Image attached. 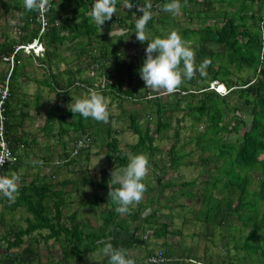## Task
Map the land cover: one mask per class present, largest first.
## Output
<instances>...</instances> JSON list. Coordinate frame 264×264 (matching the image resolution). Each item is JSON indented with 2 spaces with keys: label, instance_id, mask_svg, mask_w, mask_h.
<instances>
[{
  "label": "trees",
  "instance_id": "obj_1",
  "mask_svg": "<svg viewBox=\"0 0 264 264\" xmlns=\"http://www.w3.org/2000/svg\"><path fill=\"white\" fill-rule=\"evenodd\" d=\"M192 1L196 0H180L182 15H184V18H181L163 10V6L170 0H129V2H136L138 5H144L146 2L151 3L152 18L147 24L152 27L149 37L151 35L153 38L163 37L160 27H163L164 33L167 34L176 31L185 45L194 51L195 65L198 66L205 60L209 61L203 74L196 72L192 79L184 80L178 91L168 94V97H172L168 101L163 100V95L144 88L145 82L140 78L138 70L146 57L145 49L150 41L140 43L136 40L135 21L142 13L127 8L124 0H119L116 5V15L105 23L103 29L97 27L90 20L89 13L93 0H50V8L44 14L47 20L46 27L41 34L37 11L25 10L23 0H0V64L6 65V69L1 68L0 70V84L8 74L6 58L11 55H14L15 58V64L9 73V96L4 102V114L6 115L4 136L9 146L18 149L20 153L29 146L34 153H37L34 148H38L40 145L38 132H33L29 137L28 133L23 135L18 130L19 123L13 121L16 116L14 100L19 99V102L24 103L25 96L17 97L18 91L23 87L22 82H24L20 79L28 71L24 61L29 64L31 60H35V63L48 75V79L45 81L50 90L65 92L72 88H94L93 90L104 97L106 95H111L112 98H115L116 95L121 98L124 96L125 99H132L136 102L145 99L151 107L148 113L133 112L129 114L130 128L138 136V139L135 143L128 144V147L133 155H145L148 152V161L153 167H158L157 162L151 156L153 150L157 148L153 144L154 133L160 134L169 126L168 113L173 105L179 106L181 101L190 99L187 101L186 108L194 117L196 124L202 120V117H206L205 128L194 137L200 154L196 160L185 161L184 153L176 148L179 142V132L176 131L167 146V162L163 168H160L159 176L157 174L154 176L163 178L167 171H175L181 165L201 164L203 179L200 180V185L203 187L198 191L197 201L205 200V218L211 220L213 217L218 227L224 224L235 225V228L240 226V231L244 227L250 226L251 232L247 235V240L239 247L246 248L255 254L258 253V258L264 260V60L260 58L261 51L264 50V38H262L261 30V24L264 23V0H202L203 10L207 12L205 15L216 11V3L238 2V6L231 12L225 11L222 17L216 14V18L212 22H206L201 26H192L193 18L189 14L193 10L189 8V3ZM251 4L255 5V8H250ZM157 8L160 9L159 16L154 14ZM14 10L19 14L12 15ZM9 12L17 21L15 36H11L6 30L10 21ZM201 14L202 12H199V16ZM157 18L160 25L154 28ZM124 24L125 26H123ZM118 27H122L126 35L119 42H113L108 33L112 28L117 29ZM146 34L148 35V32ZM36 37L43 46L42 56L26 54L22 48L15 49L18 45L30 43ZM81 38H85V42L82 43ZM64 42L69 43L70 47H74L77 43L78 47L75 46L73 52H76L78 69L74 72L68 68L64 69L63 84H61L57 81V73L53 68L57 67L58 58H60L59 51L63 49ZM97 64L100 66V73L104 74L106 78L103 84L99 82L97 86L95 85L96 87H93L95 83L94 80H91L92 77L85 78L82 73L83 70L94 69ZM110 64L114 65L113 69L120 75L117 85L112 81L114 70L109 67ZM84 66H88V68L83 69ZM243 69L249 70L245 76L240 75V71ZM125 79L130 82L127 88H123L122 81ZM214 80L218 84L226 86L228 91L221 94L216 89L210 88L209 83ZM133 82L135 85L132 84ZM106 89L109 92H106ZM67 98L71 99L70 96ZM56 107L52 106L46 109L44 130H42L45 136L61 133H74L75 136L71 139L73 145L69 151L64 146V150L59 155V162L40 157V154H37L42 158V166L47 167L51 173L64 163L68 166L77 160L76 157L84 149L79 148L78 151H73L74 142L78 138L87 134L89 136L88 147L93 141H96L97 136L102 133L103 136L106 135L104 144L108 165L100 169V179L95 181L86 179L85 182V184L90 182L96 189L102 190L91 200L96 205V212L102 221L100 224L92 225L88 216L82 220L76 211L68 215L64 214V207L72 204L74 200L64 198V196L60 197L58 195L59 188L53 185V182H46L40 184L41 191L36 202L33 203L24 194L22 199L17 197L14 203H10V207L25 204L32 217L27 218L25 227H18L12 230L10 236L9 234L3 236L7 249L20 247L25 242L24 236L30 235L29 237L33 238V234L37 232L40 235L38 238H34L37 241L41 237L45 243H48L49 240L60 243L66 263L73 259H76L78 264L81 263L84 261V257L98 244L104 245L105 243H111L114 248L125 249L129 257L133 259L129 250L134 246V239L141 228V224L138 222L141 210L130 206V212L125 215L134 222L130 228L126 224H122L124 218L115 211V205L108 201V183H111L109 173L116 166L118 168L125 166L128 163L129 155L128 152L122 150L120 140L112 130L113 116L109 115V123H104L102 132L97 121L91 118L85 119L79 114L74 116L69 109L58 111ZM25 113L28 112L23 111L21 115L24 116ZM163 113L168 115L163 117ZM142 115L148 117L144 128L139 124ZM151 115H155L154 128L150 125ZM55 122L58 123L57 130L53 129ZM241 127H243V131L240 138H237L236 141L227 140L232 133H238ZM53 133L55 134L53 135ZM65 143L63 141V145ZM20 144H23L22 148H20ZM21 159L4 165L2 176H10L8 173L12 169L16 171V168L22 163ZM213 163L215 172L211 174ZM255 167L260 170L257 175L256 189L251 188ZM195 181H183L181 185H192L195 188ZM67 182L68 180L63 183V186ZM143 183L145 182L143 181ZM57 184L60 185V183ZM170 184L171 182L167 181L162 184V187L165 188ZM145 185L147 190L144 194H150L149 191H152L154 186L151 184L148 186L146 183ZM113 187H117V185H113ZM21 189L25 190L23 193L27 192L28 185L26 184ZM208 189L211 190V193L206 196ZM50 190L53 192L48 193ZM36 191H38L37 188ZM154 198L150 197L148 200L154 202ZM213 200L216 203H213ZM212 205H215L214 210H212ZM50 207L53 209L51 214L48 212ZM154 213H156L155 210L150 215ZM112 224L117 225L119 231L132 229L131 235L114 237V232L110 227ZM44 230L47 231L46 234L42 233ZM174 233L175 231L170 229V224L167 222L162 223L153 232L155 237H166L169 234L174 235ZM176 233L181 235L179 230ZM235 247L237 246L235 245ZM157 249L162 250L165 257L162 264H166V259L170 255L165 249ZM26 250L33 253L34 248L28 246ZM154 250L156 249L146 248L147 257ZM8 257L10 255L4 258ZM16 258L17 256L8 259L13 261ZM187 258L191 262L194 260L188 256ZM97 260H99L98 263L108 264V258L104 255ZM219 264H232V262L221 260Z\"/></svg>",
  "mask_w": 264,
  "mask_h": 264
},
{
  "label": "rangeland",
  "instance_id": "obj_2",
  "mask_svg": "<svg viewBox=\"0 0 264 264\" xmlns=\"http://www.w3.org/2000/svg\"><path fill=\"white\" fill-rule=\"evenodd\" d=\"M216 5V11H212L209 13V15H205L207 12L203 10L202 0L190 2L189 8L193 9L191 12H189L190 17L193 18L192 26H201L204 25V23L206 24V22L210 23L216 18V14L222 17L225 11L231 12L233 8H236L238 6V2L229 4L228 1H225L224 3H216ZM250 8H255V5L251 4ZM159 11L160 9L157 8V10L154 11V14L159 16ZM199 12H202L201 16H199ZM9 13L10 21L6 30H8L11 36H15L17 32L15 23L17 21L11 16V12ZM18 14L19 12L16 10L12 12V15ZM176 16L184 18V15H182V9L180 14ZM158 21L159 20L157 18V23L154 24V28L160 25V22ZM123 26H125V24ZM117 29L122 30V27H118ZM151 29V26H146V32H148V36L151 34ZM160 32L163 33V37L168 35L167 33H164L165 31L163 27H160ZM122 38L123 37L120 39L119 37H114L111 40L113 42H119ZM149 38L151 39L153 36L151 35ZM84 39L85 38L80 39L82 43L85 42ZM75 46L78 47L77 43ZM74 47H70L69 43L64 42L62 45L63 49L59 51L60 58H58L57 67L53 68L54 72L57 73V78L61 84H63L62 82L64 77L62 70L64 71V69L68 68L74 72L78 69L76 52H73ZM25 52L27 53V51ZM35 52H37L36 54L39 53V55L42 53L40 52L39 47L36 48ZM24 62L26 63V69L28 70L27 72H29V76H34L35 78L48 77L47 74L43 72L41 67L35 63V60H31V63L29 64L27 61ZM97 66L99 65H95L94 69H86L88 66H84L85 68L83 67V69L86 70H83V73L81 72L85 78L92 77L91 80H94L95 83L93 87H96L99 82L103 84L104 79L106 78L104 74L100 73V66ZM109 67L113 69L114 65L110 64ZM1 68L6 69V65L0 64V70ZM248 71L249 70L247 69H243L240 71V75L245 76L247 75ZM113 72L114 77L112 78V81L115 85H117L120 75L115 72V70ZM122 82L123 88H127L130 85V82L127 79L123 80ZM132 84L135 85L134 82ZM213 86H215L214 82H210L209 87L212 88ZM90 89L93 90L94 88H72L65 92L63 90L54 91L50 90L48 86H43L37 82H34L32 79L26 80L22 90H19L17 93V97L25 96V104L23 102H19V99H15L14 103H17L16 105H19L18 103L21 105L23 104L30 112V116L26 119V124H28V130L38 132V140L40 145L38 148H34L36 149V154H40V156L52 154V158H55L56 154L50 153V149H60L61 152V150H64L65 146V148H67L69 151V148H71L73 145L71 139L74 138V133H61L56 135L53 133L54 136H45L44 131H42L44 130L43 125L45 122L47 106L52 107L56 105L57 110L65 111L68 109L67 104L71 102L72 98L75 99L85 97L89 94ZM218 89H220L221 92L228 91L227 87L225 89L219 87ZM106 92H109V90ZM55 95V102L47 99L52 98ZM68 96H70L71 99H68ZM163 97V100L170 101L172 99V97H168V95H163ZM104 98L109 114L113 116L111 120L112 130L114 133H116L117 138L120 140L122 150L124 152H128V154H131L132 152L128 147V144L135 143L138 139V136L134 134L130 128L129 114L133 112H143L144 114L148 113L151 108L150 104L147 103L145 99H141L136 102L132 99H125L124 96H122V98L118 97L117 95L115 98H112L111 95H106ZM188 100L190 99L181 101L179 106L173 105L171 107L172 109L168 113L169 115L167 113H163V117L168 115V120L170 121L169 126L160 134L154 133L155 138L153 144L156 145L157 148L153 150L151 156L157 162L158 167H153L151 164H149V172L144 179V182L148 186H150V184L151 186H154V189L149 191L150 194H143V199L139 204H133L131 206L135 209L141 210L138 221L141 224V228L137 234V237L134 239L135 245L130 248L129 252L131 253L132 250L134 251L132 256L136 258V264H149L146 260V248L165 249V251L170 255V257L166 259V264H219L221 260L231 261L232 264H264V260L258 258V253L255 254L248 251L246 248L239 247L247 240V235H249L251 232L250 226H246L242 231H240V226L235 228V225L228 226L224 224L223 226L218 227L213 217L211 220L205 218V200H203V202L197 201L199 197L198 191L203 187L200 185V180L203 179L201 174V164H194L191 166H187V164L181 165L175 171H167L164 174L165 177H158L161 173L160 168H163V165H165L167 162V146L170 144L171 138L174 136L176 131L179 132V142L176 148L177 150H181L184 153L185 161L188 159L196 160L200 154L198 149L199 147L197 146L194 137L198 134V132L205 128L204 126L206 117H202V120L196 124L194 117L190 115L188 109L186 108ZM152 107L155 108V106ZM24 111H26V109ZM147 118L148 117L146 115H142L140 118L139 124L142 128L145 127ZM97 124L101 126V129L105 126L103 122H98ZM150 125L154 128L155 115H151ZM53 127L55 130H57L58 123L55 122ZM242 129L243 127L240 128L238 133H232L227 138V140L236 141L237 138L241 137L243 131ZM102 134L97 136L96 141H93V143L82 150V156L79 155L76 157V159L79 160V163L81 164H72L73 172L67 177V184H64V186L67 188H75L67 195V198L76 200V203L68 204V206L74 207L78 217L82 220H85L88 216L92 225L100 224L102 221L98 215V212H96V205L91 202V200H93L96 195H99L102 190L96 189L90 182H87L86 184L85 182L86 179H92L93 181L100 179V169L105 168L108 165L105 158L106 149L104 144L106 135L103 136ZM63 141L66 142L64 145ZM147 154L148 152L145 153L146 157ZM85 155H87L89 158L87 161L82 158ZM70 156L73 157V155ZM37 158L38 159H36L31 164L32 168H29L31 173L28 175V177L35 180L32 183V188L34 189H40V184L48 182L47 167L42 166L41 158L39 156ZM67 168L68 170L71 169H69V167ZM214 170L215 165L213 163L211 174L215 172ZM254 170L255 172L252 176L253 183L251 188L256 189L258 179L257 175L259 174L260 170L258 167H255ZM23 172L27 173V168L24 169ZM109 174L111 177V172ZM155 174L158 176H154ZM209 179H211V176H209ZM190 180H196L195 188L192 185H181V182ZM167 181H170L171 184L165 188L162 187V184ZM28 182L29 181L26 178L25 180H22L20 177V186ZM53 185H55L57 188L63 187L64 189L63 185H58L56 182H53ZM210 193L211 190L208 189L206 196H209ZM150 197H155L154 202H150L148 200ZM31 201L33 203L35 202L34 200ZM213 203H216V201L213 200ZM214 206L215 205H212V210H214ZM16 208H18V210L14 211V209L12 211L5 212L14 214L16 221H8V219L5 221H0V257L4 258L5 256L10 255L8 258H14V256H17V258L13 259V261H11V259L4 258L0 264H78L76 259L66 263L63 258V253L61 251L62 248L59 242L55 240H49L48 243H45L41 237L38 239V241L35 240V237L38 238V236H40L37 232L33 234V238H30V235L24 236L25 242L22 243L20 247H12L7 249L6 240L3 239V236H8V234L10 236L12 234V230L17 229L18 227H25L27 222L24 218L29 215L31 216V213L25 209V206L23 207L20 205ZM72 210L73 209L64 208V214L68 215ZM154 210L156 213L150 215V213ZM48 212L50 214L53 212L52 207L48 208ZM147 216L149 217L146 218ZM122 217L124 218L123 223L128 224L129 221L130 225L133 226L134 222L130 221L131 219H129V217H126L125 215H122ZM165 222L169 223L170 229L175 231L174 235L169 234L166 237H155L153 234L154 230L159 228L161 224ZM12 223L17 226L12 225ZM232 228L234 229L231 230ZM177 230L181 232V235L176 233ZM46 232V230L42 231L43 234H46ZM126 235H131L130 231L125 233L124 236ZM235 245L237 247H235ZM28 246L34 248L33 253L26 250ZM103 246L104 245L98 244L97 247L89 253L96 261L90 260L88 254L86 257H84V261L79 264H101L98 263L99 260L97 259L103 256V254L100 252V249ZM187 256L193 258L194 262L189 261ZM197 261H201L202 263H198Z\"/></svg>",
  "mask_w": 264,
  "mask_h": 264
},
{
  "label": "clouds",
  "instance_id": "obj_3",
  "mask_svg": "<svg viewBox=\"0 0 264 264\" xmlns=\"http://www.w3.org/2000/svg\"><path fill=\"white\" fill-rule=\"evenodd\" d=\"M118 2L119 0H93L89 13L91 22L103 29L105 23L116 15V5ZM124 4L127 8L136 10L132 8L133 3L129 2V0H124ZM23 7L29 12L37 11L41 15H44L50 8V0H23ZM151 7V3L146 2L144 5H139L137 9V11L142 14L135 21L134 33L136 34V40L140 43L150 41L147 43L145 49L146 57L138 70L139 75L145 82L144 88H148L152 90V92L160 95L173 94L179 90L184 80L192 79L196 72L203 74L209 61L205 60L200 65H195L194 51L185 45L181 36L176 31H172L163 38L156 37L150 39L146 34V26L152 18V13L150 11ZM163 10L171 13L173 16L179 15L181 12L180 0H170L169 3L163 6ZM261 30L262 38H264V23L261 24ZM108 35L111 39L114 37H119L120 39L124 37L126 33L123 30L112 28ZM21 46H29L27 50L21 47L24 52L27 51V53L25 52L26 54L40 56L44 52L43 46L40 44L37 37L30 43ZM38 47L40 48V52H42L40 55L35 52ZM11 56H13L14 59V66L15 58L14 55ZM10 57L6 59L8 74L0 85H3L6 79L9 80V73L13 69L9 61ZM260 58L264 60V50L261 51ZM212 82H214L215 85L212 88L216 89L221 94L226 93V91L222 93L220 89H218L219 87L225 89L226 86L218 84L215 80ZM8 96L9 90L7 97ZM55 98L56 95L47 99L55 102ZM67 107L74 116L79 114L85 119L91 118L97 122L109 123L110 114L105 98L95 90L90 89L89 94L85 97L72 98L71 102L67 104ZM2 163L3 161L0 160V164ZM148 172L149 161L143 154H129L128 163L125 166L119 168L116 166L111 171V179L109 180L111 183H108V201H111L115 205V211L117 213L126 215L130 212V206L139 204L142 201L143 194L147 190L143 181L148 175ZM113 185H117V187H113ZM19 186L20 177L18 175L0 176V197L6 198L10 203L15 202ZM100 252L108 258V264H136L135 260L129 257L125 249L114 248L111 243H105L100 249ZM89 259L96 261L90 254ZM149 264H162V261H157L156 258H152Z\"/></svg>",
  "mask_w": 264,
  "mask_h": 264
},
{
  "label": "crops",
  "instance_id": "obj_4",
  "mask_svg": "<svg viewBox=\"0 0 264 264\" xmlns=\"http://www.w3.org/2000/svg\"><path fill=\"white\" fill-rule=\"evenodd\" d=\"M29 72H27V74L26 75H24L23 77H21V81H24V82H22L21 84L23 85V87H24V84L26 83V80H28V79H32L34 82H37L38 84H40V85H43V86H48L47 84H46V81H45V79H48L47 77L45 78V77H43V78H35L34 76L33 77H31V76H29V74H28ZM45 73V72H44ZM62 73H63V70H62ZM48 76V75H47ZM22 79H24V80H22ZM58 79V78H57ZM58 82H59V80H57ZM42 83V84H41ZM49 87V86H48ZM24 89V88H23ZM50 89V88H49ZM22 90V89H21ZM25 99V98H24ZM19 105L18 106H16L15 104L13 105L14 106V108H15V118L13 119V117H12V119H13V121H17V123H19L18 125H19V128H18V130L19 131H21V133L24 135L25 133H28V137L34 132V131H30V130H28L27 129V127H28V124H26V119L30 116V112H29V110L27 109V107L26 106H24L23 104L21 105L20 103H18ZM25 104V103H24ZM54 106H56V105H54ZM48 107H50V106H47V108ZM26 109V111L28 112V113H25V115L24 116H22L21 114L23 113V111ZM58 111H60V110H58ZM25 112V111H24ZM39 113V112H38ZM40 114V113H39ZM17 118V119H16ZM42 129V128H41ZM54 129V128H53ZM55 130V129H54ZM50 151V153H55L56 154V157L55 158H52V154H49V155H43V156H40V157H44V158H48V159H54L55 161H57V162H59L58 160L60 159V154H61V152H62V150H61V152H60V149H50L49 150ZM81 155V154H80ZM82 156V155H81ZM38 157V155L36 154V153H34L33 152V150H31L30 149V146L29 147H27L26 149H24V150H22V152L20 153V151L18 152V159L19 158H22L21 160H22V163H20V166H18L17 168H16V171L15 170H11V171H9V175H19V177H21L22 178V180H25V178L29 181L28 183H26L27 185H28V190H27V192H25V193H23L25 190H23V189H21L23 186H25L26 184H23V185H21V186H19V191H18V193L16 194V198L17 197H21V199L26 195L28 198H30L31 200H34L35 202L39 199L38 198V196H39V192L41 191L40 189H38V191H36V189H34V188H32L33 186H32V183L35 181L33 178H30V177H28V175L31 173L30 171H29V168H32L31 166V164L36 160V159H38L37 158ZM84 160H88L89 158H88V156H83L82 157ZM42 159V158H41ZM62 162V161H61ZM60 162V163H61ZM76 164V163H78V164H81V163H79V160H75V161H73L72 162V164ZM72 164H70V165H68V166H66V163H64V164H62V166H59V168H57V170H54L52 173L50 172V170H48V168H47V175H48V182H56V183H60V185H63V183L64 182H66V180H67V177L69 176V174L70 173H72L73 172V165ZM23 167H26L27 168V173L26 172H23V170L24 169H26V168H23ZM67 167H69V169L70 170H68V168ZM22 168H23V170H22ZM86 168V167H85ZM68 171V172H67ZM46 176V175H45ZM97 176H98V174H97ZM97 176H96V178H97ZM30 179V180H29ZM31 184V185H30ZM73 189H75V188H73ZM73 189H71V188H67V187H65L64 186V189H63V187H59V192H58V195L61 197H63L64 196V198H67V195L73 190ZM36 191V192H35ZM53 192V190L51 191H48V193H52ZM25 194V195H24ZM55 194V193H54ZM50 195H53V194H50ZM21 201V200H20ZM16 202H18V201H16ZM12 203H14V202H12ZM48 203H49V201H48ZM51 203V202H50ZM73 203H76V200H74V202ZM72 203V204H73ZM8 204H9V206H8ZM20 205H22L23 207L25 206V204L23 205V204H17L15 207H10V202L6 199V198H4V197H0V221H5L6 219H8V221H16V218L14 217V214H11V213H5V212H7V211H12V210H14V211H16V210H18V208H16L17 206H20ZM64 208H66V209H73L71 212H73V211H76L75 209H74V207H71V206H66V207H64ZM25 209L28 211V209H27V206H25ZM120 216H122L121 214H120ZM30 217H32V216H26L24 219L25 220H27V218H30ZM123 218V217H122ZM128 221V220H127ZM123 222H124V219H123ZM122 222V224H125V223H123ZM12 225H14V226H17V225H15L14 223H12ZM126 226L127 227H130L131 225H130V222L128 221V224L126 223ZM111 227V229L113 230V236L115 237V236H121V237H125L124 235H125V233H127V232H129L130 231V234L132 233V229H130V230H127V231H119V228H118V226L117 225H111L110 226ZM131 228V227H130ZM115 230V231H114ZM118 232H120V233H118ZM126 236H129V235H126ZM135 245V244H134ZM132 255H133V253H134V251L132 250ZM30 254V253H29ZM135 255V254H134ZM4 258H1L0 257V263H1V261L3 260ZM133 259L135 260V262H137L136 261V258H134L133 257ZM191 260V259H190ZM201 263V262H200Z\"/></svg>",
  "mask_w": 264,
  "mask_h": 264
},
{
  "label": "built area",
  "instance_id": "obj_5",
  "mask_svg": "<svg viewBox=\"0 0 264 264\" xmlns=\"http://www.w3.org/2000/svg\"><path fill=\"white\" fill-rule=\"evenodd\" d=\"M139 5L135 2H133V9H138ZM38 21L40 22V34L44 31L45 27H46V17L45 15H41L38 12ZM25 48L27 50V47L29 46H17L16 49L18 48ZM8 59V58H6ZM11 67L13 66L14 63V59L13 56H11L9 58ZM8 90H9V86H8V80L6 79L4 81L3 85H0V160L3 161L2 164H0V176H2V169L4 167V165L9 164V163H14L17 162L18 160V149H13L12 147L9 146V143L7 142V140L5 139L4 133H5V128H4V124H5V120H6V115L4 114V101L8 95ZM221 91V90H220ZM225 91H223L222 93H224ZM89 142V136L87 134H84L82 137L78 138L75 142H74V152L78 151L79 148H84L88 145ZM23 147V144H20V148ZM152 258H156L157 261H165V257L162 253V250L160 249H156L154 250L151 254L148 255V257L146 258V260L148 261V263L152 260Z\"/></svg>",
  "mask_w": 264,
  "mask_h": 264
}]
</instances>
